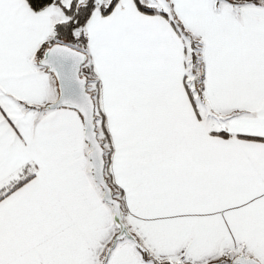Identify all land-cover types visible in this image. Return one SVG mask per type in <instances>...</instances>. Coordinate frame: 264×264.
Instances as JSON below:
<instances>
[{
	"label": "snow or ice",
	"instance_id": "obj_1",
	"mask_svg": "<svg viewBox=\"0 0 264 264\" xmlns=\"http://www.w3.org/2000/svg\"><path fill=\"white\" fill-rule=\"evenodd\" d=\"M0 264H264V0H0Z\"/></svg>",
	"mask_w": 264,
	"mask_h": 264
}]
</instances>
